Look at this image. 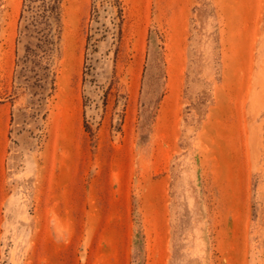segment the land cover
<instances>
[{"label":"rangeland","instance_id":"obj_1","mask_svg":"<svg viewBox=\"0 0 264 264\" xmlns=\"http://www.w3.org/2000/svg\"><path fill=\"white\" fill-rule=\"evenodd\" d=\"M43 1L0 0V264H264V0H59L41 57Z\"/></svg>","mask_w":264,"mask_h":264},{"label":"trees","instance_id":"obj_2","mask_svg":"<svg viewBox=\"0 0 264 264\" xmlns=\"http://www.w3.org/2000/svg\"><path fill=\"white\" fill-rule=\"evenodd\" d=\"M59 0H44L43 4L41 5L42 8V12L38 13V20H37V25H39L37 27L38 29V33H41V37H40V42L41 45H39V48L42 50L43 54L41 57H44L46 55L49 54V52H51V50L53 49V47H51V45H53V34H51V30H50V17H52L53 15H55L58 11V5H59ZM32 8V7H31ZM44 23L47 27L44 29L40 28V25ZM28 28V25H27ZM49 29V30H47ZM30 48L29 46H27L26 49V53L24 54L23 58L26 61L27 58L29 57L30 54ZM22 59V57L20 58ZM53 82V81H52Z\"/></svg>","mask_w":264,"mask_h":264}]
</instances>
